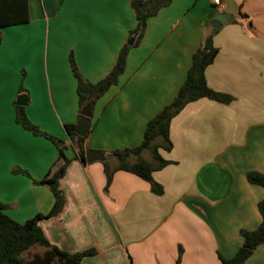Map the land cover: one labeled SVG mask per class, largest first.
<instances>
[{
	"label": "crops",
	"instance_id": "crops-1",
	"mask_svg": "<svg viewBox=\"0 0 264 264\" xmlns=\"http://www.w3.org/2000/svg\"><path fill=\"white\" fill-rule=\"evenodd\" d=\"M222 1L219 7L208 0H172L160 8L129 49L117 84L93 104L83 148L103 152L105 160H71L59 180L61 212L38 223L64 251L94 248L96 255L83 264H176L179 247L178 264H220L218 254L230 258L240 247L239 231L258 226L264 189L249 183L246 172L264 173V0H233L232 20L216 29L211 21L232 3ZM135 26L129 0H29V21L2 29L0 204L12 219L22 223L51 209L50 189L33 179L54 166L60 146L67 157L75 155L65 131L79 113L69 53L95 83ZM212 32L218 52L205 79L233 100L201 98L174 116L173 147L160 151L171 163L152 173L161 195L122 170L106 186L103 163L113 168V150L141 141L147 121L174 98L192 54ZM19 86L26 92L19 93ZM19 96L26 99L21 106L28 119L62 145L16 123ZM244 264H264V244Z\"/></svg>",
	"mask_w": 264,
	"mask_h": 264
},
{
	"label": "trees",
	"instance_id": "trees-1",
	"mask_svg": "<svg viewBox=\"0 0 264 264\" xmlns=\"http://www.w3.org/2000/svg\"><path fill=\"white\" fill-rule=\"evenodd\" d=\"M172 0H129L131 9L136 18V26L129 32L128 39L134 38V43L129 46L125 43L119 50L114 64L109 72L99 81L92 83L88 81L79 71L73 53L68 56L70 69L76 80V94L78 108L81 109L96 102L111 86L116 85L119 76L125 69L126 57L129 49L136 46L141 40L147 19L154 16L162 7H166ZM29 21V0H0V33L5 27L20 25ZM213 32L206 36L201 46L192 54L191 63L187 70L184 81L178 87L174 98L163 106L152 118H150L143 131L141 141L132 147L113 150L111 156L116 164L109 168L104 162V173L106 186L110 183L115 171L122 170L144 179L150 185V190L156 194L163 193V187L152 178L154 171L160 170L171 161L164 159L160 151L169 152L173 145L170 139V122L188 103L201 98H207L220 103L228 104L233 97L211 89L205 79V69L213 61L218 50L212 44ZM1 38V34H0ZM19 93L23 89L19 88ZM15 121L25 130L35 136H42L55 143L57 139L46 132H43L37 125L33 124L25 113L24 106L15 105ZM75 124L65 125V131L69 137L75 155L69 158L65 155V146L59 147V155L54 166L38 180L35 184L47 186L54 198L51 209L45 214H37L34 217L20 223L5 213V205L0 204V264H83L85 257L96 255L94 248H88L80 252L69 253L49 242L39 221L57 216L64 205V197L59 189V180L64 176L71 160L79 159L85 163L83 141L73 132ZM147 154V158L144 154ZM14 173L29 174L20 169L14 168ZM246 179L249 183L260 186L264 189V173L258 171L246 172ZM257 210L260 215V222L255 229H241L239 235L242 243L235 254L230 258L218 254L220 264H244L257 246L264 244V196L257 203ZM39 247L40 251L28 257V251L32 247ZM27 253V254H26ZM182 249L179 247L176 264L180 261ZM24 254L27 256L23 257Z\"/></svg>",
	"mask_w": 264,
	"mask_h": 264
},
{
	"label": "water",
	"instance_id": "water-1",
	"mask_svg": "<svg viewBox=\"0 0 264 264\" xmlns=\"http://www.w3.org/2000/svg\"><path fill=\"white\" fill-rule=\"evenodd\" d=\"M232 4V5H231ZM227 4V10L223 13H218L214 19L211 21V25L214 28H219L223 23L225 22H230L233 18V13L235 11L236 5L235 3ZM134 41V37H131L128 41L129 45H132ZM26 103V99L23 98H18L16 101V104L18 105H24ZM92 114V105L91 103L85 105L81 111L80 114L77 118V121L73 127V132L80 136V137H86L89 131V123H90V118ZM63 144V141L58 140L56 145L60 146ZM84 157H85V162L90 163L93 161H104L105 160V155L103 152L99 151H93V150H85L84 151Z\"/></svg>",
	"mask_w": 264,
	"mask_h": 264
},
{
	"label": "rangeland",
	"instance_id": "rangeland-1",
	"mask_svg": "<svg viewBox=\"0 0 264 264\" xmlns=\"http://www.w3.org/2000/svg\"><path fill=\"white\" fill-rule=\"evenodd\" d=\"M1 32H2V30H1ZM34 44H35V41H34ZM21 76H22V78H24V73H21ZM19 88H20V86H19ZM23 92H26V90H23ZM20 97V96H19ZM58 141V140H57ZM57 141H56V143H57ZM61 141V140H60ZM145 155H147L146 153L144 154V156ZM40 251V248L39 247H37V246H35V247H32L29 251H28V257L30 256V255H32L33 253H36V252H39ZM27 254V253H26ZM26 254H24V256L23 257H25V256H27Z\"/></svg>",
	"mask_w": 264,
	"mask_h": 264
},
{
	"label": "built area",
	"instance_id": "built-area-1",
	"mask_svg": "<svg viewBox=\"0 0 264 264\" xmlns=\"http://www.w3.org/2000/svg\"><path fill=\"white\" fill-rule=\"evenodd\" d=\"M211 4L216 5V6H223V1L222 0H208Z\"/></svg>",
	"mask_w": 264,
	"mask_h": 264
}]
</instances>
